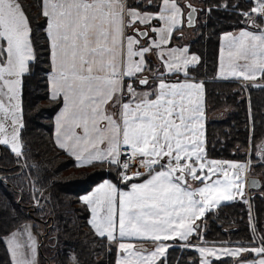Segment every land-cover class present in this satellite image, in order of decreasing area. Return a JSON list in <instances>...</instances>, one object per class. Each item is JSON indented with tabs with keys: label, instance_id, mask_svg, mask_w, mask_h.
Listing matches in <instances>:
<instances>
[{
	"label": "snow or ice",
	"instance_id": "1",
	"mask_svg": "<svg viewBox=\"0 0 264 264\" xmlns=\"http://www.w3.org/2000/svg\"><path fill=\"white\" fill-rule=\"evenodd\" d=\"M133 3L135 7L128 0L41 3L49 41L46 80L50 99L62 103L55 116L54 143L77 166L107 164L109 174L117 178V182L105 179L79 198L90 213L87 223L98 239L108 242L105 250L109 254L117 234L121 240L152 242L151 250L119 242L115 264H221L225 259H233L234 264H264V234L258 241L252 235L249 246L233 247V242L223 241L217 247L218 242L204 239L209 215L224 202L249 205L247 227L252 234L264 231L250 205L255 197L245 191L248 173L264 167V141L252 144L253 151L245 153V161L208 157L205 82L190 76V68L200 58L187 46L170 47L185 19L188 26H195L198 10L191 0ZM216 7L235 11L239 4ZM212 10L199 11L209 14ZM236 14L245 17L244 26L238 33L221 36L219 77L242 79L246 88H264V84L247 83L264 79V0H255L249 11ZM137 24L142 28L136 32L150 39L148 45L136 34H127L126 29H135ZM31 37L23 0H0V113L4 120L10 118L13 129L7 135L0 122V145L9 147L18 160L24 157V77L31 73L36 59ZM150 53L160 58L163 71L151 72ZM146 71L152 75L151 83ZM172 76L183 79L167 82ZM141 88L144 90L138 91ZM252 135L254 138V125ZM133 165L145 168L148 178L129 186L130 181L145 175L132 172ZM17 167L23 174L25 166ZM7 179L0 177V183ZM251 184L261 187L259 180ZM259 195L264 199V191ZM33 199V207L40 209L39 200L45 198ZM33 227L25 223L0 235L9 264H39L41 245ZM174 248L191 249L198 256L184 260L181 254L170 259L168 253ZM245 254L253 258L245 259Z\"/></svg>",
	"mask_w": 264,
	"mask_h": 264
},
{
	"label": "trees",
	"instance_id": "2",
	"mask_svg": "<svg viewBox=\"0 0 264 264\" xmlns=\"http://www.w3.org/2000/svg\"><path fill=\"white\" fill-rule=\"evenodd\" d=\"M191 1L200 9H214L209 14L197 12L200 22L194 27L196 35L186 42L190 53L200 58V63L190 68V76L205 82L207 110L222 115L206 121L207 155L213 160L245 161L248 159L245 153L253 151L252 144L259 145L264 141V88H246L242 86L245 83L239 84L235 80H217L215 72L219 35L242 29L245 17L236 13L249 11L255 0ZM224 3H238L239 7L235 11L232 7H216ZM23 4L32 29L36 59L23 83L24 128L21 135L24 157L18 160L6 146L0 145V177L8 178L6 183H0V235L16 229L22 222H30L35 226L32 230L38 241L41 240L40 264H114V242L110 254L107 253L108 242L98 239L90 228L87 223L89 212L79 202V196L105 179L117 182V178L115 174H109L107 164L79 167L73 158L55 146L52 118L61 101L48 96L46 76L50 63L46 18L42 15L41 0H23ZM257 23L261 21L257 20ZM254 83L264 84V79ZM224 108L226 110L222 112ZM253 163H256L254 157ZM18 164L25 166L23 174ZM27 165H39V168L29 170ZM143 173V177L133 179L129 184L147 177V171ZM248 175L261 180L260 189L248 191L249 197H255L250 200V205L261 229L264 199L259 193L264 191V167L257 166ZM33 181H36L35 185ZM32 187L39 190L38 194ZM118 187L125 188L123 183H118ZM39 195L45 199L39 200ZM33 196L39 200L40 209L33 207ZM248 207L239 201L223 203L209 215L204 239L218 242L216 246L223 241L233 242V247L249 246L252 235L260 237L262 234H252L247 227ZM181 254L184 260L198 256L191 249L174 248L168 253L170 259ZM249 257L252 255L245 254V259ZM233 263V259L221 262ZM0 264H9L3 243H0Z\"/></svg>",
	"mask_w": 264,
	"mask_h": 264
},
{
	"label": "crops",
	"instance_id": "3",
	"mask_svg": "<svg viewBox=\"0 0 264 264\" xmlns=\"http://www.w3.org/2000/svg\"><path fill=\"white\" fill-rule=\"evenodd\" d=\"M186 2H187V0H186ZM41 3H42V0H41ZM128 3H129V5L130 6H133V7H135L134 6V4H133V0H128ZM191 3H192V5H193V7H195L197 10H198V4L196 3V2H192L191 1ZM185 22H186V19H185ZM46 24H47V21H46ZM142 28V26L141 25H139V24H137L136 26H135V29L134 28H132V27H129V28H127L126 29V32H127V34L128 35H133V34H136V36H137V39H139L140 40V42L142 43V44H144V45H148L151 41H150V39H145L144 37H142V36H138L137 34V32H136V30L137 29H141ZM45 29H46V25H45ZM185 28H184V26L182 27V29L180 30V31H177V32H175V34H174V37L176 38V37H183V34L185 33V34H188V36H189V34H190V36H191V30L189 29V28H186V30H184ZM241 29H239V30H235V31H230V32H232V33H238L239 31H240ZM249 30H251V29H249ZM225 33V32H224ZM45 34H46V31H45ZM222 34L223 33H221L220 35H219V37H218V47H217V62H216V72H215V78L217 79V80H224V79H222V78H220L219 77V74H218V71H219V69H218V63H219V53H220V48H221V44H222V41H221V36H222ZM46 37H47V35H46ZM173 37V39H175ZM177 39V38H176ZM190 39H192V37H188V39H186V40H184L183 41V43H180L179 44V42H178V40H174V41H171V45H170V47H172V46H179V47H185L186 46V42L188 41V40H190ZM47 41H48V38H47ZM48 46H49V41H48ZM191 54H194V53H191ZM148 60L150 61V64H151V72L152 73H154V72H159V71H163V69H162V67H161V64H162V61H160V58L157 56V55H155V54H149V56H148ZM50 63V62H49ZM50 71V70H49ZM144 75L145 76H147L148 78H149V80H150V83L152 82V75H151V73L149 72V71H146L145 73H144ZM177 79H183V77L182 76H172L171 78H170V80L169 81H167V82H175ZM259 79V78H258ZM258 79L256 80V81H254V82H258ZM194 80L195 81H197V82H199V81H202L201 79H196V78H194ZM229 80H235L236 82H238L239 84H243V83H246L245 81H243L242 79L241 80H236V79H229ZM129 82H132V81H129ZM254 82H247V83H254ZM47 90H48V96H49V98H50V94H49V87H48V82H47ZM142 90H144L143 88H141V89H138V91H142ZM150 90V89H149ZM60 107H62V103H61V105H60ZM60 107L58 108V110L55 112V114L53 115V118H52V139H53V142H54V139H55V136H54V132H55V127H54V125H55V116L57 115V113H58V111L60 110ZM204 107H205V116H206V121L208 120V119H213V118H218L219 116H222V115H218V114H215V113H217V112H209L208 110H207V108H206V106H205V102H204ZM213 113V115H214V117H209V115L210 114H212ZM55 144V143H54ZM55 146L59 149V147L55 144ZM64 153H65V151H63ZM66 154V153H65ZM137 171H140V172H145V171H147L145 168L143 169V168H140V169H138ZM146 178H148V177H145L144 179H146ZM143 180V179H142ZM142 180H140V181H136V182H132V183H139V182H142ZM104 181V180H103ZM102 181V182H103ZM102 182H100V183H102ZM100 183H98L97 185H99ZM97 185H95L89 192H91ZM129 186H130V184H129ZM122 189H124V190H127V188H122ZM245 191H246V188H245ZM89 192H87V193H85V194H83V195H81V196H79V198L80 197H82V196H84V195H86V194H88ZM246 193H247V191H246ZM224 203H228V202H224ZM89 212V211H88ZM90 218V213H89V215H88V219ZM88 221V220H87ZM90 226V225H89ZM90 228L92 229V231L94 232V229L90 226ZM119 242H125V243H132L133 244V246L135 247V248H142V249H148V250H151L152 248H153V244H152V242H150L149 240H146V239H140V238H124L123 240H121L119 237H118V234H117V241L116 242H114V244H115V247H116V255H115V260H114V264H115V261H116V259L118 258V252H117V247H118V243ZM217 247H219V246H217ZM196 252V251H195ZM197 253V252H196ZM197 255H198V253H197ZM253 258V255H252V257H249V258H246V259H252ZM234 264V263H233Z\"/></svg>",
	"mask_w": 264,
	"mask_h": 264
},
{
	"label": "rangeland",
	"instance_id": "4",
	"mask_svg": "<svg viewBox=\"0 0 264 264\" xmlns=\"http://www.w3.org/2000/svg\"><path fill=\"white\" fill-rule=\"evenodd\" d=\"M255 6V5H254ZM253 6V7H254ZM200 10V8L198 7V11ZM199 15L197 14L196 15V19H195V25H197L199 22H200V20H199ZM250 23V22H249ZM195 26H189V27H187L185 24H184V30H186V28H189L190 30H191V36H190V34H189V36H188V34H183V37L182 38H179V39H177L178 40V42H179V44L180 43H183V41L184 40H186V39H188V37H195V35H196V33H195V28H194ZM226 109L224 108L223 110H222V112H224ZM214 113V112H213ZM213 113L212 114H210L209 115V117H214V115H213ZM215 114H218L219 115V112H217V113H215ZM0 122H3L4 124H5V127H6V129H7V135H11L12 134V132H13V129H12V127H11V120H10V118L9 119H7V120H4V118H3V114L2 113H0ZM8 149H9V147H7ZM10 150V149H9ZM79 167H82V166H79ZM66 172V171H65ZM67 173V172H66ZM25 223H27V224H30V222H22L20 225H22V224H25ZM19 225V226H20ZM32 232H33V234L34 235H36L35 234V232L32 230ZM256 236V240L257 239H259V237L257 236V235H255ZM39 242V241H38ZM42 250H44V248H42ZM38 259H39V264H40V261H41V258H40V254H39V256H38Z\"/></svg>",
	"mask_w": 264,
	"mask_h": 264
},
{
	"label": "water",
	"instance_id": "5",
	"mask_svg": "<svg viewBox=\"0 0 264 264\" xmlns=\"http://www.w3.org/2000/svg\"><path fill=\"white\" fill-rule=\"evenodd\" d=\"M185 25L187 26V27H189L188 25H187V23L185 22ZM138 35V34H137ZM139 36V35H138ZM259 180L260 181V184H261V180L258 178V177H255V176H248L247 177V183H246V189L247 190H258V189H260V188H253L252 187V184H251V181L252 180ZM262 230H264V214H263V218H262ZM262 234H264V231H262ZM41 243V240L39 241V244Z\"/></svg>",
	"mask_w": 264,
	"mask_h": 264
},
{
	"label": "built area",
	"instance_id": "6",
	"mask_svg": "<svg viewBox=\"0 0 264 264\" xmlns=\"http://www.w3.org/2000/svg\"><path fill=\"white\" fill-rule=\"evenodd\" d=\"M136 168H137V166L136 165H133L132 168H131V171L134 172L136 170Z\"/></svg>",
	"mask_w": 264,
	"mask_h": 264
},
{
	"label": "flooded vegetation",
	"instance_id": "7",
	"mask_svg": "<svg viewBox=\"0 0 264 264\" xmlns=\"http://www.w3.org/2000/svg\"><path fill=\"white\" fill-rule=\"evenodd\" d=\"M261 234H262V231H261Z\"/></svg>",
	"mask_w": 264,
	"mask_h": 264
}]
</instances>
